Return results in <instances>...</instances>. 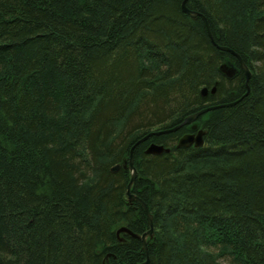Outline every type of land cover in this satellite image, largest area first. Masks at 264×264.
Here are the masks:
<instances>
[{
    "label": "trees",
    "instance_id": "obj_1",
    "mask_svg": "<svg viewBox=\"0 0 264 264\" xmlns=\"http://www.w3.org/2000/svg\"><path fill=\"white\" fill-rule=\"evenodd\" d=\"M183 1L0 0V264H264V0Z\"/></svg>",
    "mask_w": 264,
    "mask_h": 264
},
{
    "label": "water",
    "instance_id": "obj_2",
    "mask_svg": "<svg viewBox=\"0 0 264 264\" xmlns=\"http://www.w3.org/2000/svg\"><path fill=\"white\" fill-rule=\"evenodd\" d=\"M182 9L184 12L196 17L198 15L197 12H194L192 10H190L187 5H186V0H184V2L182 3ZM240 60V63L245 71V73L247 74L248 76V79L251 78L252 76V73L250 72V70L247 68V65L244 64V62L239 58ZM249 82V81H247ZM248 85V84H247ZM202 93L205 95L206 94V89H203ZM211 108H207V109H203L201 111H198L197 113L195 114H192V115H189L187 116V118L180 124L178 125L176 128H173V129H170V130H167V131H162V132H159V133H155V134H162V133H167V132H172V131H176L177 129L185 126V125H188V124H191L193 121H197L198 118L208 112ZM204 135H205V131L204 130H200L198 131L196 134L195 133H187L185 135H183L181 138H180V141H179V144H178V147H190V146H194V147H201L204 145ZM164 152H170V149L169 148H165L164 146H160V145H157L155 143L151 144L149 146V150H148V153H152V154H162ZM132 153H131V158L129 160V167L130 169L132 170L133 172V177L131 179V182L129 183L128 185V192H127V195L129 197V199H133V198H136L134 195L131 194V187H132V184L136 178V175H137V171L134 167V163H133V157H132ZM119 169V166H116L114 167V170H118ZM138 200L142 203L146 213L148 214V219H149V225L151 227V229L144 233L142 236H138L134 233H132L128 228L126 227H122L118 233L120 232H127L129 233L130 235H132L133 237H137V238H141L143 243H144V246L146 247L147 246V243H146V239H147V236L149 235H152L153 234V229H152V226H153V217L152 215L150 214L149 212V209L147 207V205L138 198ZM148 263V262H147Z\"/></svg>",
    "mask_w": 264,
    "mask_h": 264
},
{
    "label": "rangeland",
    "instance_id": "obj_3",
    "mask_svg": "<svg viewBox=\"0 0 264 264\" xmlns=\"http://www.w3.org/2000/svg\"><path fill=\"white\" fill-rule=\"evenodd\" d=\"M184 2V1H183ZM241 59L243 62H244V64H246L247 65V68L250 70V72H251V69H250V67L248 66V64L240 57V56H238V59ZM239 64H240V68L242 69V71L244 72V74H245V79H246V84L248 83L247 81H250V79L251 78H249L248 79V76H247V74L245 73V71H244V69H243V67H242V65H241V63H240V60H239ZM222 70H223V72L225 73V74H227V75H229V76H232L234 73H235V71H236V67H235V65L233 64V63H230V62H226V63H224L223 65H222ZM252 73V72H251ZM199 111H201V110H199ZM198 112V111H197ZM197 112H195V113H197ZM195 113H193V114H195ZM204 114H206V113H204ZM204 114H202L200 117H202ZM192 115V114H191ZM199 117V118H200ZM187 117H185V119H186ZM199 118H198V120H199ZM184 119V120H185ZM197 120V121H198ZM183 122V121H182ZM181 124V123H180ZM179 124V125H180ZM192 124V123H191ZM198 127V129H201L200 127L201 126H196V128ZM190 128H192L193 130L195 129V126H193V124L191 125V127ZM156 144V143H155ZM158 145V144H157ZM150 146V145H149ZM149 146L147 147V149H146V154H152V153H148V150H149ZM160 146H163V145H160ZM202 147V146H201ZM166 148V147H165ZM184 148H187V147H184ZM131 153H132V151L130 152V156H131ZM158 155V154H157ZM132 157H133V155H132ZM130 158L131 157H129V160H130ZM133 159V163H134V157L132 158ZM128 165H129V161H128ZM116 166H119V168H120V165H116ZM115 166V167H116ZM135 167V166H134ZM130 168V167H129ZM131 173H132V176H131V179H132V177H133V172H132V170H131ZM137 176V175H136ZM135 181V180H134ZM130 182H131V180H130ZM129 182V183H130ZM134 183V182H133ZM133 185V184H132ZM132 188V187H131ZM136 197V196H135ZM133 199H137L138 200V197H136V198H133ZM131 200V199H130ZM139 201V200H138ZM150 229H151V227H150ZM149 229V230H150ZM152 229H153V234L152 235H149V236H147V239H146V243H148V239L149 238H152V236L154 235V228H153V226H152ZM148 230V231H149ZM147 231V232H148ZM123 232V231H122ZM144 244V243H143ZM148 245V244H147ZM144 249L147 251V249H148V247L146 246H144ZM146 262H148V260L146 261Z\"/></svg>",
    "mask_w": 264,
    "mask_h": 264
},
{
    "label": "bare ground",
    "instance_id": "obj_4",
    "mask_svg": "<svg viewBox=\"0 0 264 264\" xmlns=\"http://www.w3.org/2000/svg\"><path fill=\"white\" fill-rule=\"evenodd\" d=\"M183 10V9H182ZM201 110H203V109H201ZM192 124H193V126H195V128H196V126H199V124L197 123V121H193L192 122ZM184 127V126H183ZM185 127H190L189 126V124L188 125H185ZM176 128V127H175ZM179 129H181V128H179ZM178 130V129H177ZM179 141H180V138L178 139V141H177V143H176V146H177V148H181V147H178V144H179ZM127 192H128V189H127ZM131 192V191H130ZM131 194L133 195V193L131 192ZM126 195H127V193H126ZM135 196V195H134ZM127 197H128V195H127ZM129 198V197H128Z\"/></svg>",
    "mask_w": 264,
    "mask_h": 264
},
{
    "label": "flooded vegetation",
    "instance_id": "obj_5",
    "mask_svg": "<svg viewBox=\"0 0 264 264\" xmlns=\"http://www.w3.org/2000/svg\"><path fill=\"white\" fill-rule=\"evenodd\" d=\"M198 131H199V129H198V127H197V128L194 129V130H193V129H192V130L190 129V131L187 132V133H195V134H196Z\"/></svg>",
    "mask_w": 264,
    "mask_h": 264
}]
</instances>
